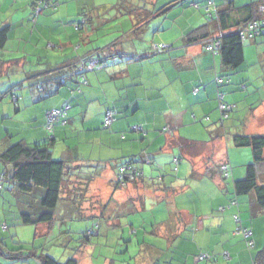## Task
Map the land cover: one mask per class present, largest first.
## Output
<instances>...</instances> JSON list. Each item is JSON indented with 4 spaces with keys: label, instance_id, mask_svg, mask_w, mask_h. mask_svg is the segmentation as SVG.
Listing matches in <instances>:
<instances>
[{
    "label": "crops",
    "instance_id": "1",
    "mask_svg": "<svg viewBox=\"0 0 264 264\" xmlns=\"http://www.w3.org/2000/svg\"><path fill=\"white\" fill-rule=\"evenodd\" d=\"M56 1L57 8H44L33 25L28 20L32 0H0V26H9L0 58L16 60L15 67L9 68L10 75L0 79V91L16 83L23 86L18 96L19 100L22 96V139L28 144L51 143L54 159L86 166L94 172L84 178L88 184H82L86 188L79 193L81 211L69 194H63L66 199L58 203L56 211L66 220L74 213L80 219L98 215L106 226L108 219L126 215L134 221L139 215L149 216L147 220L168 219L160 226L162 233L179 238L170 245L162 243L161 258L166 264H251L255 252L264 248V209L252 193H235L233 183L237 179L231 162H223L231 166V178L224 180L219 169L222 163L213 157L215 152L216 156L224 153L230 141L236 147H246L235 145V136L264 135V35L244 42V62L232 69L218 54L189 42L188 35L205 22L201 9L193 5L173 6L138 25L134 18L124 15L127 2L123 11L106 9L101 16L96 14L92 0ZM169 1L146 0V7ZM219 1L221 7L229 2ZM249 1L233 0V4L241 6ZM170 10L174 12L168 14L169 19H156ZM175 11L183 20L173 16ZM83 12L90 21L84 32H78L72 24ZM185 13L190 14L188 20ZM208 30L217 32L214 27ZM154 43H162L167 49L150 58L105 60L103 66L86 72L88 83L71 97L68 81L65 85L45 83L42 91L32 86L53 73L68 70L85 57H106L123 51L144 54L153 51ZM218 92L223 93L225 102L235 104L234 112L222 124L217 110ZM66 101L70 104L66 121L54 127V138L49 140L44 113ZM107 109L113 111L114 121L104 128ZM132 125L142 131L130 130ZM165 127L169 130L164 131ZM9 143L1 139L0 153ZM137 155L152 160L151 164L141 165L147 177L116 189L117 165ZM176 156L180 159L177 164L173 162ZM157 175H165L166 190L155 185L158 182L152 178ZM172 189L176 191L172 193ZM8 191L14 190L0 191V219H4L0 224L6 225ZM13 194L17 224L21 213L40 212L37 202L35 210L27 208L30 194ZM230 200L236 202L226 207ZM237 213L239 224L253 233L252 252L245 250L241 236L234 232L233 217ZM33 230V238L52 236L55 231L44 224ZM169 246L173 253L166 251ZM197 253L210 254L212 259L194 263ZM0 264L33 262L8 261L0 251Z\"/></svg>",
    "mask_w": 264,
    "mask_h": 264
},
{
    "label": "trees",
    "instance_id": "2",
    "mask_svg": "<svg viewBox=\"0 0 264 264\" xmlns=\"http://www.w3.org/2000/svg\"><path fill=\"white\" fill-rule=\"evenodd\" d=\"M187 1L195 8H201V3H203L202 13L205 21L203 25L195 28L188 35L189 42L199 44L202 47L201 44L203 43V41H205L206 39L212 40L213 38L218 43V47L216 48V50L211 51L205 49L204 47H202V49L207 52H212L213 54H218L222 63L226 67L232 69L240 67L244 62V42L254 40L257 37H261L264 35V23H262V21L264 20V0H250L249 2L241 6H235L233 4V0H229L226 7H221L220 4H218L217 0H171L163 5H159L158 3H156V7L153 3V6L151 8L146 7V0H136V4L133 7L130 6V8L124 10V15L128 17L130 16V19L134 18L133 20H136L135 24L139 25L140 23L147 21L150 17L160 14L162 12H167L173 6L181 5L184 3L186 4ZM57 3L58 2L56 0H32L30 4L28 20L34 25L38 19V15L44 8L52 7L53 9H55L57 8ZM37 8L39 9V12L36 14L35 12ZM86 16V12H83L80 15L82 21L77 22L76 20L73 22V25H76V29H79L81 25L88 24L90 20L88 21ZM251 23H255V26L259 29V33L258 35H255L251 38L243 39L240 35V32L242 30H245L246 27H248V25H250ZM209 27H214V29L217 31L216 34L212 32L210 33V31L208 30ZM8 33V25L0 26V50L4 48L6 42L8 41ZM154 44L159 45L162 43ZM162 50L164 51L165 49ZM124 52L125 51L113 53L110 55H106V57H103L104 55L85 57L78 61L76 64H74L68 70L60 73H53L49 76L48 79H46V81H40L36 84L34 83L32 86H35L36 89L42 91L45 83L50 82L56 83L57 85H65V83L68 81V91L71 97L73 94H75H71L70 92V84H73L71 81L72 78L61 79L60 77L67 76L68 74L75 72L77 66L82 60L91 58H98L102 62H104L105 60H121L123 59L122 55ZM152 56L153 54L143 58H150ZM15 63L16 60L0 58V79H3L4 77H8L10 75L9 68L15 67ZM83 76L86 80V72L83 74ZM87 83L88 82H86V84ZM28 86L31 87V84ZM22 88L23 86L21 83H16L15 85L9 86L5 91H0V98L3 96H10L11 101L17 103L19 100V91ZM80 92L81 89L79 92L76 93ZM219 94L223 95V93L218 92L216 95L218 112V104L220 101L228 105H234L235 108V104L225 102L223 100V97L221 98V100H219ZM61 107L62 105L57 108L59 109ZM52 109L54 108H50L44 113V129L49 140H52V138H54V127L58 123H65L67 117V115H65V117L57 120L53 124L52 131H49L46 128V113L47 111H50ZM232 112H234V110L231 111L228 114L227 118L224 120H221L219 112L220 124L227 120ZM233 142L237 146L249 147L252 152V161L246 166L245 176L241 179L235 180L233 183L234 191L237 195L252 193L254 195V198L256 199L258 206L264 209V183L258 182V175L260 171H262L261 167L264 165V135L235 136L233 138ZM50 145L51 143L28 144L21 138L15 143H9L6 148L0 153V163L3 166L2 171L0 173V177H2L0 181V191L8 190L10 188L11 190H16V193L18 194H30L29 198L34 199V203H32L30 199L27 200V206L29 207V209L35 210L36 205L38 203L37 210H39L40 212H23L20 214L19 220L20 224L22 225L32 224L34 226H38L39 224H44L47 226V228L51 229L56 220L55 211L56 208H58L57 205L59 202H61V200H63L64 198L66 199L63 194L71 195L70 199L72 200V202H76V204H74L79 210V205L81 203V196H79V193H82V191L86 188V186L82 187V184H88V181H84V178L90 177L91 173H94L93 171H89L88 168L86 169V166L81 167L80 165H72L71 163L65 162L63 160L54 159L52 156ZM175 158H177V162L179 163V156H176ZM149 161L150 162H146L144 156L142 155L133 156L121 161L116 167V174L114 180L115 188L117 189L121 187L120 180H117V176L121 174V170L123 167L129 168L126 169L123 174L131 173L132 170H137L138 172L142 173L139 180L127 179L125 185L135 184L137 181H141L143 178L147 177L143 172L141 165L151 164L152 160L150 159ZM173 162L175 163V161ZM220 172L224 180L231 178V175L228 178H224L221 170ZM152 179L158 182L155 185L160 189L166 190L165 188H168L166 187L165 175H157ZM33 191L35 192L33 193ZM175 191V189H172V193H174ZM39 192L40 194H38ZM34 194H36L35 197H33ZM231 202H236V200H230L229 203L225 206H229ZM164 206L165 205L159 208L162 209L164 208ZM238 214L239 213H237L236 215L238 217V221H236L233 217L235 223L234 232L241 236L242 240L244 241L245 250L248 252H252L255 248V240L253 238V233L251 231V235L247 238L242 235V232L238 229L242 227L239 224L240 218ZM147 217L143 218L145 220H143L142 225L148 226V231L143 230V234L145 235L148 233L149 236H151L152 238L150 239V242L144 245L145 249H142L139 254L134 255L136 264H140V262H142L141 264H158L160 262L159 259H161V255L164 251L157 245H162V243L170 245L178 237H171L173 238L171 239L169 236H166L162 233L160 226L167 223L168 219L158 220L154 218L153 220H147ZM84 218H89L92 220V222L90 225H87L83 230L82 237L85 241L78 243L77 246L75 245L76 249H74V253H76L77 250H80L81 247H85L89 243V237H102L104 239V246L111 248L113 247V242L115 240L119 241V239L122 237V235H119L118 231L120 229L123 230V225L119 224V221L108 219L109 226H106L101 222V219L98 215H91L89 217L87 216ZM144 221H146V224H144ZM102 225L104 226L103 232L102 234H100V231L98 230L102 227ZM127 225H129L127 227H132L133 223ZM1 228L7 230L8 226L5 223H1L0 229ZM112 231L114 232L111 233ZM0 232H2V229L0 230ZM249 241H252V243L249 244ZM12 244L13 245L11 247H8V245L5 244L3 236H0L1 255L4 259L8 261L25 262L28 260H36L39 264H78V261L74 258V253L68 258H66L64 261H59L58 259L54 258V256H50V254L48 255L47 253H45L44 248H41L40 250V247H27L19 241L13 242ZM58 244L60 246H64V248L67 247V243L64 241ZM89 244L93 245L91 242ZM93 246L94 249H96L97 251L98 246L96 244ZM167 250L173 253V249L171 248V246H169L166 251ZM93 252H95V250ZM202 255H204L203 258L201 257ZM102 257L103 260L107 259V264H115L116 260H114V258H109V256L107 255H102ZM194 258L196 260H210L212 259V255L207 253H197L196 255H194ZM195 262L196 261H194V263ZM251 264H264V248L255 252Z\"/></svg>",
    "mask_w": 264,
    "mask_h": 264
},
{
    "label": "rangeland",
    "instance_id": "3",
    "mask_svg": "<svg viewBox=\"0 0 264 264\" xmlns=\"http://www.w3.org/2000/svg\"><path fill=\"white\" fill-rule=\"evenodd\" d=\"M217 1L220 2L219 0ZM126 2L128 3V6L125 9H128L130 8V6L132 7L134 6L136 0H92V6L95 7L96 14L97 12L101 13L105 11L106 9H109V11L113 10L112 12L118 11V10L121 12L123 11V6H125ZM130 3H133V4H130ZM186 4H187L186 6L187 8L191 7V4L188 1ZM202 4L203 3H201V8H200L201 12H202ZM186 11H188V9H186ZM171 12H174V11L170 10L167 14L158 16L156 19H163L164 17L169 19L168 14ZM176 14L177 12L173 13V16L177 17L176 19L180 18V20H183V16L178 17L179 15H176ZM185 15L186 17L187 16L190 17L189 13H185ZM101 16H103L102 13H101ZM88 17L89 15L86 16L87 20L89 19ZM188 17H187V20L189 19ZM78 21L81 22L82 18L79 17L77 19V22ZM73 24H72V27L75 28L76 25L74 26ZM86 26L87 25H82L79 29H76V28L75 29L78 32L79 31L84 32V29ZM102 38L103 37H101L100 40ZM10 98H11L10 96H3L0 98V143H1V139H4L10 143H15L19 139L22 138V96L17 103L12 102ZM240 150L241 152H236ZM223 151L224 153H221L219 156H216V152H215L213 160L217 159L221 163L229 160L232 164V168L235 170V178L236 179L243 178L246 166L252 161L251 149L249 147H241V148L236 147L232 145L230 141L224 147ZM241 164L243 165L241 166ZM261 170L262 171H260L258 175L259 182L264 181V165L261 167ZM129 185H132V184L121 186L118 189L126 188ZM13 192L8 191V193L6 194L9 196V199H7L9 201V204H7L6 207L9 208L10 210L9 213H7L9 214V216L7 217L8 229L6 230V229L1 228L2 232H0V236H3L6 245L10 244L12 246L13 242L19 241V242H22L27 247H30V246L40 247V250L41 248H44L45 253H47L48 255L50 254V256L51 255L54 256V258L58 259L59 261H64L66 258H68L70 255L74 253V249H76L75 245L77 246L78 243L85 241L83 240L82 233L85 227L91 224L92 220L89 218L85 219L82 217H81L82 219H80V215L79 214L77 215V213H74L75 215L73 214L74 217H72V219L70 217L71 220L70 219L66 220L64 219L63 214H60L58 210L55 212L56 220H55V223L53 224V227L55 230L53 232L54 234L52 236H46V237L42 236L38 238H33L34 236L33 229H35L34 225L17 224V219H16L17 217L15 218V215H14V213L17 212V209H16L15 201L13 200V198H16L14 196L16 194H13ZM19 195L22 196V194H19ZM23 195L26 196V194H23ZM35 196L36 194H34L33 197ZM28 199H30V201L34 203V199H31V198H28ZM27 208L29 207L27 206ZM143 218H146V217L139 215L134 221L132 220L131 215H126L122 217V219L120 218V220H116V221H119V224L123 225L122 226L123 230L120 229L118 231L119 235H122V237L119 239V241L115 240L113 242L112 248L104 246V239L102 237H99V236L89 237V240H90L89 243L91 242L93 245L96 244L98 246V250L96 251V249H94V246L88 243L85 247H81L80 250H77V252L74 253V258L78 261L79 264H104L102 255L104 256L107 255L109 256V258H112V259L114 258V260H116L115 264H136L134 255L139 254L142 249H145L144 245L150 242V239L152 238L151 236H149L148 233L145 235L143 234V230L148 231L147 230L148 226L142 225L143 220H145ZM0 220H4V219H0ZM132 223H133L132 227H127L129 226L127 224H132ZM144 224H146V221H144ZM103 227L104 226L102 225V227L98 230L100 231L99 232L100 234H102L103 232ZM40 229L41 228H39L38 230L41 231ZM113 232L114 231H112L111 233ZM62 241L67 243V247L64 248V246H60L58 244V243H61ZM157 246L159 248H163L161 244ZM94 250L95 252H93ZM160 260L161 261L159 264H166V259L164 257L161 258ZM194 261H196V263H200L203 261H207V259L206 260H194ZM32 262L33 264H35L34 260H32Z\"/></svg>",
    "mask_w": 264,
    "mask_h": 264
},
{
    "label": "built area",
    "instance_id": "4",
    "mask_svg": "<svg viewBox=\"0 0 264 264\" xmlns=\"http://www.w3.org/2000/svg\"><path fill=\"white\" fill-rule=\"evenodd\" d=\"M39 12V9H36V14ZM263 12H264V8H263ZM262 23H264V20L262 21ZM259 33V29L255 26V23H251L250 25H248V27H246L245 30H242L240 32V35L243 39H248L251 38L255 35H258ZM202 47H204L207 50H211L214 51L216 50V48L218 47V43L215 39L212 38V40L210 39H206L205 41H203V43L201 44ZM167 46L163 45V44H153L152 45V49L153 51L144 53V54H136L130 51H125L122 55V58L125 59H129V60H133V59H140L146 56H150L154 53L163 51L162 49H166ZM105 64V61L102 62L100 59L98 58H91V59H86V60H82L79 65L77 66L75 72L68 74L67 76L64 77H60L61 79L63 78H72V83L70 84V92L71 94L79 92L80 91V86L82 84H86V80L83 76V74L89 70H94L97 69L98 67H101ZM223 97L222 94H219V100H221V98ZM70 108V105L65 102L61 108H54L50 111H47L46 113V128L49 131H52L53 129V124L59 120L60 118L65 117L68 109ZM218 109L220 112V117L221 120H224L227 118L228 114L234 110V105H228L225 104L224 102H219L218 104ZM114 121V113L112 110H106L104 113V117H103V126L104 127H109L112 122ZM131 130L132 131H142L141 127H139L138 125H133L131 126ZM169 130L168 127L164 128V131ZM144 159L146 160V162H150V158L147 156H144ZM175 163H177V158H174ZM129 168L123 167L121 170V174L117 176V180H120V185L121 186H125L127 179L128 180H139L142 173L138 172L137 170H132L131 173H127V174H123V172ZM220 170L222 171V175L224 178H228L231 175V166L229 163L225 162L222 163L220 165ZM0 177V181H1ZM1 183V182H0ZM234 203V202H232ZM220 211H224V207H219ZM235 220L238 221V217L235 215L234 216ZM239 231L242 232V235L247 238L248 236L251 235V230L247 229V228H238ZM249 244L252 243V241L248 242ZM202 258L204 257V255L201 256Z\"/></svg>",
    "mask_w": 264,
    "mask_h": 264
}]
</instances>
